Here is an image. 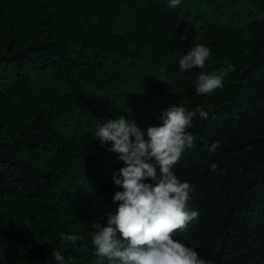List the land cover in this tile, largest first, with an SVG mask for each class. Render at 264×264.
I'll return each instance as SVG.
<instances>
[{
    "label": "trees",
    "instance_id": "obj_1",
    "mask_svg": "<svg viewBox=\"0 0 264 264\" xmlns=\"http://www.w3.org/2000/svg\"><path fill=\"white\" fill-rule=\"evenodd\" d=\"M167 4L0 0V264H55L52 248L96 264L87 233L114 211L111 176L122 163L94 132L132 78L148 108L142 129L176 104L209 111L173 169L198 212L173 239L207 264H264V0ZM192 42L211 50L206 72L227 62L223 86L206 96L192 84L200 69L178 72Z\"/></svg>",
    "mask_w": 264,
    "mask_h": 264
},
{
    "label": "clouds",
    "instance_id": "obj_2",
    "mask_svg": "<svg viewBox=\"0 0 264 264\" xmlns=\"http://www.w3.org/2000/svg\"><path fill=\"white\" fill-rule=\"evenodd\" d=\"M181 3L168 0L167 7L176 8ZM210 54L208 46L192 42L177 61L181 76L201 70L192 81L198 96L222 87L227 75V70L218 74L205 71ZM182 89L183 84L176 91ZM197 118L208 119L209 111L202 105L189 110L176 104L161 113L159 126L141 129L125 115L97 122L95 141L101 147L110 144L106 150L117 154L122 167L111 176L112 185L119 188L111 197L114 211L100 218L106 226L92 223L87 233L96 264H207L198 257L195 247L173 239L177 230L198 217V212L187 207L192 186L173 170L186 150L194 147L195 138L188 129ZM218 147V143H212L208 151L215 153ZM209 167L216 171L218 164L212 162ZM67 239L78 241L80 236ZM51 260L71 264L72 259L52 248Z\"/></svg>",
    "mask_w": 264,
    "mask_h": 264
},
{
    "label": "rangeland",
    "instance_id": "obj_3",
    "mask_svg": "<svg viewBox=\"0 0 264 264\" xmlns=\"http://www.w3.org/2000/svg\"><path fill=\"white\" fill-rule=\"evenodd\" d=\"M90 21L95 23L96 20L94 18H90ZM82 24V28L88 29L85 24ZM151 55V54H150ZM149 62L147 65L149 68L153 69L154 71H159L161 69V65L159 62L156 63V61H153L151 59L147 60ZM145 62L144 64H146ZM227 62L222 61L220 65V69L223 70L226 66ZM134 78L128 79L124 85L122 86V91L124 94L119 96H114L110 98V101L108 103V106L104 109V115L107 118H112L113 113H120L122 115H125L130 121L135 123L137 127L142 129L143 120L147 115L148 108L147 106L141 105V98L142 93L138 89V86L134 84ZM134 110V112H130V108ZM86 113L85 111H82L81 115ZM66 126L69 128V123H66ZM74 132V131H73ZM110 147V145L106 146ZM106 147L103 148V151H106L107 153H110L112 155H117L115 153L109 152L106 150Z\"/></svg>",
    "mask_w": 264,
    "mask_h": 264
}]
</instances>
